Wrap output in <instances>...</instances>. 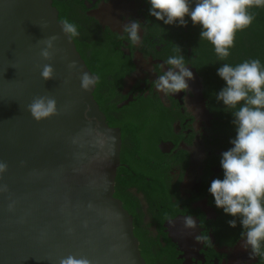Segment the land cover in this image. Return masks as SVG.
Here are the masks:
<instances>
[{"label": "flooded vegetation", "instance_id": "1", "mask_svg": "<svg viewBox=\"0 0 264 264\" xmlns=\"http://www.w3.org/2000/svg\"><path fill=\"white\" fill-rule=\"evenodd\" d=\"M55 1L60 17L79 26L77 49L98 77L94 97L109 126L121 130L118 171L128 175L124 184L116 183L115 196L133 216L142 256L154 264H258L259 258L250 259L241 247V238L232 245L237 227L229 226L230 217L208 192L211 181L223 176L221 154L235 135L232 117L215 102L220 88L208 87L224 61L200 41V28L190 19L187 27L156 21L145 0ZM130 19L144 25L135 47L122 36ZM238 37L240 31L235 42ZM177 46L194 80L188 92L165 97L151 82ZM210 51L216 57L210 58ZM152 139L156 143L149 146ZM187 215L197 222L192 233L184 227Z\"/></svg>", "mask_w": 264, "mask_h": 264}, {"label": "water", "instance_id": "2", "mask_svg": "<svg viewBox=\"0 0 264 264\" xmlns=\"http://www.w3.org/2000/svg\"><path fill=\"white\" fill-rule=\"evenodd\" d=\"M60 23L54 0H0V264H147L133 216L115 197L121 130L107 123L97 84L82 90L83 72L98 77ZM52 35L59 51L46 61ZM45 64L54 79H42ZM39 96L57 101L41 122L28 111Z\"/></svg>", "mask_w": 264, "mask_h": 264}, {"label": "clouds", "instance_id": "3", "mask_svg": "<svg viewBox=\"0 0 264 264\" xmlns=\"http://www.w3.org/2000/svg\"><path fill=\"white\" fill-rule=\"evenodd\" d=\"M149 15L164 25L187 27L190 19L193 26L200 28V41H207L220 61H227L235 46L238 31L248 28L255 17L249 12L252 7L264 8V0H145ZM63 34L75 41L80 36L79 26L72 21H61ZM144 25L130 19L123 27V38L133 47L141 44ZM58 37H47L41 56L51 61L59 50ZM168 56L152 81V87L165 97H174L189 90V81L194 74L181 54L182 49ZM165 66L167 70L165 71ZM76 67L75 62L68 65ZM217 76L224 87L215 94L224 111L231 113L235 137L231 147L221 154L222 178L211 181L208 192L217 209L233 219L231 228L242 226L241 247L249 252L250 259L264 258V64L260 59L245 60L233 65L224 62L217 69ZM44 81L55 78V69L45 64L41 71ZM67 83V81L65 82ZM98 78L83 72L80 84L83 91H90ZM32 117L41 122L57 113V101L48 96L36 97L28 106ZM7 171V164L0 162V174ZM13 205L9 206L12 211ZM185 229L191 233L197 229L193 215L183 218ZM201 236L196 237L199 243ZM60 264H90L86 259L67 257Z\"/></svg>", "mask_w": 264, "mask_h": 264}, {"label": "trees", "instance_id": "4", "mask_svg": "<svg viewBox=\"0 0 264 264\" xmlns=\"http://www.w3.org/2000/svg\"><path fill=\"white\" fill-rule=\"evenodd\" d=\"M58 4L59 3H57V1L54 0V6H56ZM58 8L60 9V5H58ZM249 12L255 17V19H254L253 23L248 28L244 29L243 31H240L241 37L240 38L238 37L236 39L238 41L234 42L235 46L231 50V55L228 57L227 61H224V62L236 65V64L241 63L245 60L260 59L261 63L264 64V8L252 7L249 9ZM60 19L65 20L67 18H66V16H64L62 14ZM212 52L213 51H210L208 53L209 57L210 58L216 57L215 54ZM88 65L90 67V70L92 72H94V70H93L94 68L89 61H88ZM219 67H220V65L216 66V68L214 69V72H216ZM208 87L210 89H214V90L220 88V90H221L224 87V82L218 76H216L215 78H209L208 79ZM99 89H100V87H99ZM216 93H218V92H216ZM215 102H216V105L218 106V102L216 100H215ZM217 109L220 110V108H217ZM221 109H222L221 112L223 114H225L226 116L232 117L231 113L224 111V107L223 108L221 107ZM232 120H233V117H232ZM229 127L232 129V132L235 135V128L233 126L232 121H231ZM124 131H125V129H124ZM149 142H150L149 143V146H150V145L155 144L156 140L152 139ZM125 162H127V161H125ZM126 175H128V174L125 170L118 171V175H117L118 177H117L116 183L124 184ZM152 193H155V192H152ZM230 219H233V218L230 217ZM242 231H243V228L239 224V221H237V229H236L237 235L233 239L232 245H234L235 242L241 238V232ZM143 257H145L148 260L147 255L143 254ZM259 260L260 261L258 264H264V258H259ZM148 264H154V263H151L150 260H148Z\"/></svg>", "mask_w": 264, "mask_h": 264}]
</instances>
